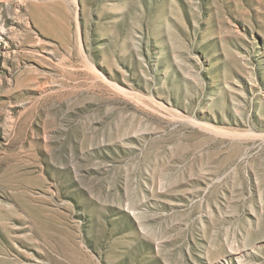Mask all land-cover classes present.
Masks as SVG:
<instances>
[{"label":"rangeland","instance_id":"obj_1","mask_svg":"<svg viewBox=\"0 0 264 264\" xmlns=\"http://www.w3.org/2000/svg\"><path fill=\"white\" fill-rule=\"evenodd\" d=\"M0 264H264V0H0Z\"/></svg>","mask_w":264,"mask_h":264}]
</instances>
